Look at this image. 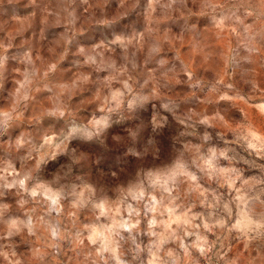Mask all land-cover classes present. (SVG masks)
I'll return each instance as SVG.
<instances>
[{"label":"rangeland","instance_id":"374dc122","mask_svg":"<svg viewBox=\"0 0 264 264\" xmlns=\"http://www.w3.org/2000/svg\"><path fill=\"white\" fill-rule=\"evenodd\" d=\"M0 264H264V3L0 0Z\"/></svg>","mask_w":264,"mask_h":264},{"label":"clouds","instance_id":"9594fccd","mask_svg":"<svg viewBox=\"0 0 264 264\" xmlns=\"http://www.w3.org/2000/svg\"><path fill=\"white\" fill-rule=\"evenodd\" d=\"M261 2L264 3V0ZM110 110L113 115L108 118V122L94 129L92 137L79 141L75 147L81 151H88L95 147L107 152L126 142L138 141L148 129L143 122V113L152 111V101L149 99L143 106H134L132 100L126 99V103L122 104L119 109Z\"/></svg>","mask_w":264,"mask_h":264}]
</instances>
